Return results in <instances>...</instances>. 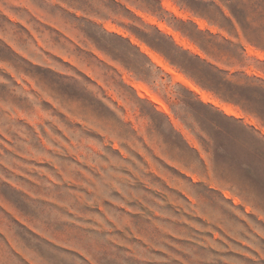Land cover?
<instances>
[{
    "label": "clouds",
    "instance_id": "obj_1",
    "mask_svg": "<svg viewBox=\"0 0 264 264\" xmlns=\"http://www.w3.org/2000/svg\"><path fill=\"white\" fill-rule=\"evenodd\" d=\"M0 264H264V0H0Z\"/></svg>",
    "mask_w": 264,
    "mask_h": 264
},
{
    "label": "rangeland",
    "instance_id": "obj_2",
    "mask_svg": "<svg viewBox=\"0 0 264 264\" xmlns=\"http://www.w3.org/2000/svg\"><path fill=\"white\" fill-rule=\"evenodd\" d=\"M223 145H221V147H222Z\"/></svg>",
    "mask_w": 264,
    "mask_h": 264
}]
</instances>
